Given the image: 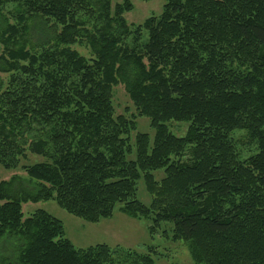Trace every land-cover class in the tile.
I'll return each mask as SVG.
<instances>
[{"label": "trees", "instance_id": "trees-1", "mask_svg": "<svg viewBox=\"0 0 264 264\" xmlns=\"http://www.w3.org/2000/svg\"><path fill=\"white\" fill-rule=\"evenodd\" d=\"M132 7L0 0V165L28 177L0 181V264H156L149 252L75 247L43 209L24 217V203L50 199L88 222L116 204L152 227L168 222L194 264H264V0H165L136 25L124 17ZM117 84L152 141L136 132L131 145L136 121L115 114ZM169 121H187L186 133ZM234 130L255 153L239 158ZM31 153L44 160L21 164Z\"/></svg>", "mask_w": 264, "mask_h": 264}, {"label": "rangeland", "instance_id": "rangeland-1", "mask_svg": "<svg viewBox=\"0 0 264 264\" xmlns=\"http://www.w3.org/2000/svg\"><path fill=\"white\" fill-rule=\"evenodd\" d=\"M123 0H112V4L120 3ZM132 3V9L124 13L128 24L142 23L149 16H157L161 13L165 0H129ZM8 9L12 5L6 6ZM13 21V20H12ZM33 39H39L40 34L37 31L32 32ZM146 32L143 33V40L146 39ZM73 48L86 57L89 51L78 44ZM4 76V74L0 73ZM112 99L115 114H124L126 116L134 115L136 121L135 130L130 132V143L133 146L134 135L136 132L148 133L152 141L154 130L149 124V119L145 116L137 115L124 87L120 84L113 86ZM169 130L176 136H183L188 128L187 121H169L167 123ZM235 143L238 156L245 159L257 150L256 142L249 140L244 130H234L231 133ZM133 154L129 158H133ZM189 154L186 151L181 161H189ZM44 160V157L37 154H28L21 164L34 163ZM18 174L25 180L28 179L25 171L20 167L15 169H6L0 165V181L7 180L12 175ZM154 178L160 181L164 176L162 169L153 172ZM137 199L149 206L152 196L146 189L142 179L137 181ZM120 204H116L112 216L103 218L98 222H88L78 216H75L61 208L55 200H40L37 202H26L22 205L24 217L29 216L37 209H43L56 217L63 223L65 237L68 238L75 247H87L96 243H105L110 247L119 246L124 249L137 251L139 253L149 252L156 264H194L189 252L188 243L183 240H174L172 238V225L168 222H160L154 225L152 218H133L119 209Z\"/></svg>", "mask_w": 264, "mask_h": 264}]
</instances>
